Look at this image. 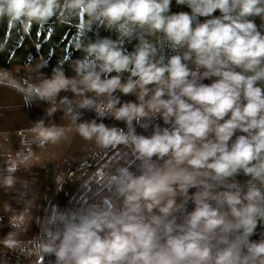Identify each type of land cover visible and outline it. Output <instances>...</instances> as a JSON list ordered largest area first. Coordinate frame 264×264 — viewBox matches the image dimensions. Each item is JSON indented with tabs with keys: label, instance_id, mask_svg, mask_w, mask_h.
I'll return each mask as SVG.
<instances>
[{
	"label": "clouds",
	"instance_id": "1",
	"mask_svg": "<svg viewBox=\"0 0 264 264\" xmlns=\"http://www.w3.org/2000/svg\"><path fill=\"white\" fill-rule=\"evenodd\" d=\"M175 3L191 11L172 13V0H0V22L10 30L77 20L74 47L83 53L74 76L59 63L45 76L49 62L41 57L26 66L29 78L9 73L8 86L26 106L46 102L48 117L62 111L93 155L122 149L118 161L85 174L83 199L72 206L44 193L43 215L34 214L41 194L15 175L30 171L35 154H9L0 188L19 183L22 208L2 206L12 229L0 239L4 249L30 264L46 257L53 264H264V233L252 239L264 224V24L251 19L264 20V0ZM93 26L118 38L97 31L92 39ZM165 45L175 54L164 55ZM116 92L136 100L122 102ZM82 110L95 118L84 120ZM108 118L125 127H109ZM28 131L40 146L66 140L65 126L44 119ZM239 175L249 178L243 186L234 182ZM55 183L63 191V173ZM33 223L39 234L21 239Z\"/></svg>",
	"mask_w": 264,
	"mask_h": 264
},
{
	"label": "rangeland",
	"instance_id": "2",
	"mask_svg": "<svg viewBox=\"0 0 264 264\" xmlns=\"http://www.w3.org/2000/svg\"><path fill=\"white\" fill-rule=\"evenodd\" d=\"M190 12L191 10L186 6L177 5L175 0H172L171 12ZM214 15H219V12L214 13ZM201 22L206 18L200 17ZM259 27L264 24V20L260 17L251 18ZM77 20H73L69 23H61L55 17L44 26L32 25L28 33L19 31L17 29H8L6 21L0 22V43H4L7 40V44L3 50H0V66H5L6 68L17 64L26 68L27 65L34 66L40 62L41 57L47 60L48 66L42 69L45 76L50 77L52 74V69L59 64L62 65L66 75L74 76L75 73L72 71V63L80 58L83 53L74 47V42L76 40L77 34ZM99 32L100 37H110L113 40L118 38V33L115 30H106L104 27L93 26L92 32L89 36L95 39L94 33ZM161 33H156L148 37V39L155 43ZM137 40H126L124 47L131 51L136 45ZM163 54L166 56H171L175 54L170 50L167 45L163 50ZM191 66V65H190ZM27 76L28 74L25 73ZM128 73L124 74V79L126 80ZM207 81L210 84L211 80ZM203 81V83H204ZM62 95H67L72 97L71 92H63ZM115 95H122L116 92ZM17 151H32L35 155L31 160L30 171H25L23 168L17 171L15 174L20 179H26L31 182V186L34 191L41 194V198L38 201L39 210H35V215H43L44 208L46 207V202L43 199V194L47 193L51 197L52 202L58 204L61 208L72 206L76 202L77 194H70L69 196L63 195V192H56L55 178L57 175L62 173V161L66 159H76V153L68 155V146L63 145V142L56 145H45L40 146L38 144H28V145H18L13 143H0V173L5 169L7 156L15 155ZM245 179L248 177L241 175ZM19 183L16 185V189H20ZM264 189V186H262ZM16 189L4 190L0 188V239H2L9 231L12 229L9 226L8 218L9 214L3 212V204L5 201L11 204L12 208L20 210L22 204L16 202ZM262 230L264 233V224H262ZM39 227L32 224L30 230L21 236V239H31L32 237L39 234ZM45 259L40 261L43 264ZM0 264H30V259L24 256H19L18 254L4 249L0 246Z\"/></svg>",
	"mask_w": 264,
	"mask_h": 264
},
{
	"label": "crops",
	"instance_id": "3",
	"mask_svg": "<svg viewBox=\"0 0 264 264\" xmlns=\"http://www.w3.org/2000/svg\"><path fill=\"white\" fill-rule=\"evenodd\" d=\"M11 73L17 79L29 78V74L21 65L14 64L8 68L0 66V80L4 83H0V143L7 142L28 145L35 144L33 142L32 134L28 131L31 126L38 120L44 119L46 124L62 125L67 129L66 140L63 141V145L68 146V155L76 153V159H66L62 161V173L65 177V184L63 188V195L69 196L74 193L77 194V199L82 200L83 194L80 193V184L87 172L102 167L109 161H118L122 155V149H113L105 153L92 154V145L90 142L84 141L77 133L75 125L70 123V120L64 116L62 111H57L53 116L48 117L46 115V109L49 105L46 102L34 101L31 105L26 106L23 97L15 89L8 86V76ZM25 73L28 75L26 76ZM207 84V81H204ZM63 93V92H61ZM61 96H66L62 95ZM121 101H135L134 95H120ZM58 104V101H57ZM83 119L91 120L95 118V113L91 111L82 110ZM99 122V121H98ZM103 122L111 126L124 128L125 125L121 121L108 118ZM154 123L163 124L162 120H156ZM136 131L138 134L150 136L153 129L149 127L144 130L137 126ZM135 171V169H132ZM71 174V175H70ZM102 175V173H101ZM248 179H245L241 175L236 176L234 182L243 186ZM262 187L261 185H258ZM263 189V188H262ZM192 191H195L194 189ZM194 203L188 202L187 211L194 210ZM263 232L262 225L258 227L257 234L252 237L253 240H258L260 234ZM53 257H46L43 264H53Z\"/></svg>",
	"mask_w": 264,
	"mask_h": 264
}]
</instances>
